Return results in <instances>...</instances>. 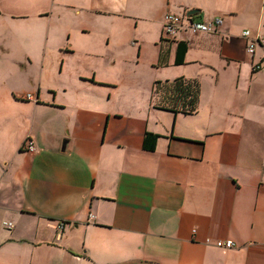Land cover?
Listing matches in <instances>:
<instances>
[{
	"label": "crops",
	"instance_id": "obj_1",
	"mask_svg": "<svg viewBox=\"0 0 264 264\" xmlns=\"http://www.w3.org/2000/svg\"><path fill=\"white\" fill-rule=\"evenodd\" d=\"M190 9L223 22L161 39ZM244 29L264 37V0H0V264H264V48Z\"/></svg>",
	"mask_w": 264,
	"mask_h": 264
},
{
	"label": "built area",
	"instance_id": "obj_2",
	"mask_svg": "<svg viewBox=\"0 0 264 264\" xmlns=\"http://www.w3.org/2000/svg\"><path fill=\"white\" fill-rule=\"evenodd\" d=\"M223 22L222 17H210L207 19H193L192 16L186 14H175L170 11L164 14L162 20V36L163 40L173 39L177 33L181 30H185L190 34L205 33L217 30ZM242 35L248 37L247 52L253 54L257 45H261L264 48V37H253L248 29L242 30ZM260 67V63L256 64L254 68ZM26 98H30V94L26 95ZM33 141L28 140L25 143L26 149H34ZM9 225V224H8ZM233 240L231 239H218L214 242L217 247L231 248L233 246Z\"/></svg>",
	"mask_w": 264,
	"mask_h": 264
},
{
	"label": "trees",
	"instance_id": "obj_3",
	"mask_svg": "<svg viewBox=\"0 0 264 264\" xmlns=\"http://www.w3.org/2000/svg\"><path fill=\"white\" fill-rule=\"evenodd\" d=\"M186 51V45L180 42L178 50L176 52L175 62L182 63L184 60V52ZM173 100L185 99L188 104L187 109L184 112H191L195 108L196 101L198 100V86L194 81L185 80L182 77L177 78L175 81L167 86ZM157 140V134H151L146 132L144 136V147L152 150Z\"/></svg>",
	"mask_w": 264,
	"mask_h": 264
},
{
	"label": "water",
	"instance_id": "obj_4",
	"mask_svg": "<svg viewBox=\"0 0 264 264\" xmlns=\"http://www.w3.org/2000/svg\"><path fill=\"white\" fill-rule=\"evenodd\" d=\"M198 12H199V9H190V10L187 11L186 15L187 16H192V15L198 13ZM65 143H66V141H64L62 143V148H64ZM139 264H146V263H139Z\"/></svg>",
	"mask_w": 264,
	"mask_h": 264
}]
</instances>
